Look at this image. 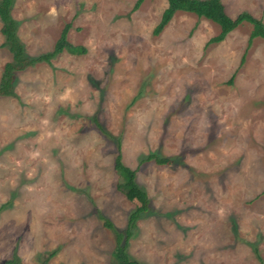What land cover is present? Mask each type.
<instances>
[{"label":"rangeland","instance_id":"obj_1","mask_svg":"<svg viewBox=\"0 0 264 264\" xmlns=\"http://www.w3.org/2000/svg\"><path fill=\"white\" fill-rule=\"evenodd\" d=\"M136 1H15L27 53L60 50L0 96V264H112L104 220L124 232L138 204L118 153L150 198L133 258L264 264V37L244 21L208 43L220 25L184 10L155 34L168 1ZM223 2L264 22V0Z\"/></svg>","mask_w":264,"mask_h":264},{"label":"trees","instance_id":"obj_2","mask_svg":"<svg viewBox=\"0 0 264 264\" xmlns=\"http://www.w3.org/2000/svg\"><path fill=\"white\" fill-rule=\"evenodd\" d=\"M16 0H0V19L2 21L1 32L4 36L3 46L12 55V59L6 62L0 76V96L16 95L15 85L17 82V72L27 69L41 61H50L58 52L59 48L53 51L31 56L27 53L24 42L18 34L19 21L13 16L12 10ZM144 0H137L134 8H138ZM168 4L163 10L161 19L155 27L154 33L159 34L172 20L179 10L195 13L199 17L211 19L220 25V32L211 37L208 43L220 42L244 21L253 25L251 37H264V22L248 11L239 13L236 17H231L227 11L223 0H167ZM120 149V147H119ZM155 159L159 164L171 163L172 158L151 153L143 160ZM115 171L118 179L117 189L128 199L137 201V207L129 215L128 225L124 232L116 229L114 224L107 218L104 223L116 233V245L112 251V264H141L128 252V240L132 235V229L141 214L150 208V198L148 192L138 183L136 170L124 163L122 154L118 153L115 159ZM103 218V215H101ZM13 263L12 260L5 262Z\"/></svg>","mask_w":264,"mask_h":264}]
</instances>
